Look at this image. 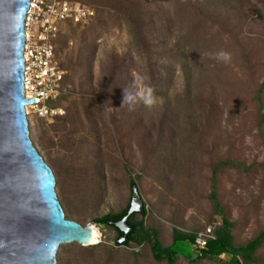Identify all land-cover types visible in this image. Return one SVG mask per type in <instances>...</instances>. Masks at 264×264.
<instances>
[{"label":"rangeland","instance_id":"374dc122","mask_svg":"<svg viewBox=\"0 0 264 264\" xmlns=\"http://www.w3.org/2000/svg\"><path fill=\"white\" fill-rule=\"evenodd\" d=\"M73 1L97 16L58 24L51 43L65 91L54 103L63 113L29 112V136L65 216L101 238L60 244L56 264H166L147 243L117 245L116 230L94 221L126 207L131 181L146 208L136 218L163 245L173 227L221 222L214 182L235 244L264 231V0ZM222 160L241 165H220L214 181ZM256 255L264 264V244ZM220 259L176 264L228 256Z\"/></svg>","mask_w":264,"mask_h":264},{"label":"water","instance_id":"95a60500","mask_svg":"<svg viewBox=\"0 0 264 264\" xmlns=\"http://www.w3.org/2000/svg\"><path fill=\"white\" fill-rule=\"evenodd\" d=\"M29 5L30 0H0V264H56L60 244H92L93 224L65 216L55 175L29 136L25 105L35 101L25 98L23 84ZM143 209L133 185L128 213ZM126 219L115 223L124 233L119 242L132 229Z\"/></svg>","mask_w":264,"mask_h":264},{"label":"built area","instance_id":"2783aa9c","mask_svg":"<svg viewBox=\"0 0 264 264\" xmlns=\"http://www.w3.org/2000/svg\"><path fill=\"white\" fill-rule=\"evenodd\" d=\"M94 10L67 0H30L25 16L24 44V96L34 98V103L25 105V112H34L40 117L61 115L63 109L55 105L59 95L64 93V69L59 65L51 38L64 20L74 23L87 21ZM193 251L200 256L213 238V229L207 226L196 231Z\"/></svg>","mask_w":264,"mask_h":264},{"label":"trees","instance_id":"16d2710c","mask_svg":"<svg viewBox=\"0 0 264 264\" xmlns=\"http://www.w3.org/2000/svg\"><path fill=\"white\" fill-rule=\"evenodd\" d=\"M69 1L71 3H79L84 5L83 3L78 1ZM93 9L95 10V8ZM96 16L97 15L94 14L89 19L92 20L93 18H96ZM68 21L72 22L71 20ZM76 24L81 23L78 22ZM61 95H59L58 98ZM228 163L233 165H241V163L228 160H222L221 162L215 164L213 166L214 181L216 180V172L220 165H226ZM131 185H136L135 181H131ZM209 197L214 206V213L221 215V222L216 226H213L212 229L214 237L208 240L207 246L200 256H186L183 250L185 247L193 250L192 244L195 240L196 231L185 232L177 227H173L171 243L168 245H163V243L158 237L157 230L154 227L145 226L144 220L142 218H136L137 214L145 216L146 208L144 205V209L142 212L128 213L130 200L128 201L126 207L123 208L121 211L116 213H106L100 217L95 218L94 221L100 225L104 224V226L112 227L116 230L117 235L115 238V243L117 245L129 246L131 245V243H134L136 245L147 243L150 247L154 259L157 261L165 260L166 264H176V260L181 256L188 258L190 261L193 262L200 259L221 260V254H226L228 256L226 264H260L261 261L260 258L256 255V251L259 247L264 244V231L258 233L256 236L247 240L245 243L235 244L233 242L232 234V227L234 226V223L224 216L223 206L219 201L217 192L215 190V182L213 183V190L211 191ZM124 215H127L126 222L132 227V229L126 234V240L124 242H119V238H121L124 233L115 225V223L122 219ZM211 225L212 224H209L208 226Z\"/></svg>","mask_w":264,"mask_h":264},{"label":"bare ground","instance_id":"6f19581e","mask_svg":"<svg viewBox=\"0 0 264 264\" xmlns=\"http://www.w3.org/2000/svg\"><path fill=\"white\" fill-rule=\"evenodd\" d=\"M91 230H92V236H91L90 243L95 244L99 242L100 231L95 225H91Z\"/></svg>","mask_w":264,"mask_h":264}]
</instances>
